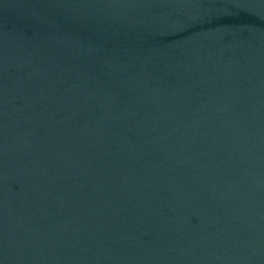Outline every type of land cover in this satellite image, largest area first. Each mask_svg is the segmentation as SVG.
Here are the masks:
<instances>
[{
	"label": "water",
	"instance_id": "water-1",
	"mask_svg": "<svg viewBox=\"0 0 264 264\" xmlns=\"http://www.w3.org/2000/svg\"><path fill=\"white\" fill-rule=\"evenodd\" d=\"M0 264H264V0H0Z\"/></svg>",
	"mask_w": 264,
	"mask_h": 264
}]
</instances>
